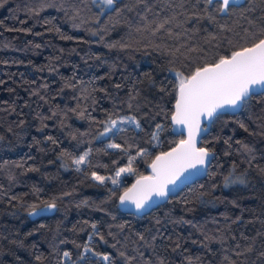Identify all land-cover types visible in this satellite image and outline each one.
Returning a JSON list of instances; mask_svg holds the SVG:
<instances>
[{"label":"trees","instance_id":"trees-1","mask_svg":"<svg viewBox=\"0 0 264 264\" xmlns=\"http://www.w3.org/2000/svg\"><path fill=\"white\" fill-rule=\"evenodd\" d=\"M113 7L0 0V264H105L85 245L107 264H264V94L214 119L201 141L214 154L204 177L145 215L118 206L154 157L182 139L170 122L176 73L264 38V0L211 20L203 0ZM129 117L136 123L97 139L110 118ZM85 152L77 171L72 161ZM130 157L134 171L118 185L92 179L115 177ZM45 201L57 207L31 218L29 205Z\"/></svg>","mask_w":264,"mask_h":264},{"label":"snow or ice","instance_id":"snow-or-ice-1","mask_svg":"<svg viewBox=\"0 0 264 264\" xmlns=\"http://www.w3.org/2000/svg\"><path fill=\"white\" fill-rule=\"evenodd\" d=\"M93 2L100 8L102 13L106 8L118 11L113 7L116 0H93ZM203 3L205 5L204 11L209 13L208 18L210 20L215 18L212 13L227 15L230 14L233 7L242 6V0H203ZM34 14L39 15V10H36ZM97 20H99V17H97ZM169 23L170 21L166 19L157 24L153 35L164 30ZM24 31L30 32L31 29H25ZM92 34L96 35V33ZM176 75L179 83L176 89L175 111L171 119L175 125L184 126L187 131V138L179 140L177 146L170 152L156 156L150 165L153 175L141 176L131 188L125 189L124 193L120 195L121 204L131 203L138 212L145 208L153 196L166 197L168 186L175 184L189 169L206 166L208 158L213 154L207 148L196 146L197 136L202 131V117L205 120H211L217 111L225 106L235 109L244 105L251 96L256 94L257 88L260 89V94H264V38H260L258 42L252 43L249 47L233 51L230 56H220L219 60L213 64L197 67L190 75H184L182 72H177ZM135 123L136 121L130 117L120 120L110 118L105 123L103 131L97 134V139L113 133L114 130H122L119 127L120 125ZM157 128L159 129L160 125H157ZM153 136L155 137V133ZM108 148L120 149L121 145L110 143ZM146 154L145 149L137 152V156ZM88 156L89 152H85L79 158L73 159L72 163L76 165L77 171L81 170V165L87 163ZM134 159L135 157H130L128 166L119 168L115 172V177H105L93 172L92 179L99 184L111 180L112 184L116 186L120 182L118 178L122 173H132L134 171L132 167ZM233 182L235 181L230 176L225 177L226 186ZM65 195L69 194L65 193ZM56 207L55 201L51 203L45 201L42 202V205L32 204L29 205L30 211L28 214L30 216L39 215L54 210ZM95 227L93 225V228ZM101 239L103 238L101 237ZM85 251L104 261L105 264L110 260L108 255L94 252L87 245H85ZM64 256L68 257L69 253L65 252ZM81 259H83V256ZM189 264H191V260Z\"/></svg>","mask_w":264,"mask_h":264},{"label":"water","instance_id":"water-1","mask_svg":"<svg viewBox=\"0 0 264 264\" xmlns=\"http://www.w3.org/2000/svg\"><path fill=\"white\" fill-rule=\"evenodd\" d=\"M259 93H260V89L257 88L256 89V94H259ZM240 107L233 109V108H229V107L225 106L224 108L219 109L217 111L216 115L211 120H205L202 117L201 118V128H202V131L197 136L196 146L197 147H202L201 146L202 138L208 133V131L210 129V126L212 125V123H213V121H214V119L216 117H218L219 115H223V114H233V113H236L240 109ZM174 111H175V103H174V106H173V112ZM170 122H171V130H172V133L174 135H180V136H182V139H186L187 138V131H186V129H184V126L183 125H179V126L178 125H175L172 122L171 117H170ZM177 144L175 146H173L171 149H169V150H167V151H165L163 153L170 152L174 147L177 146ZM160 154H158V155H160ZM212 154H213V152H212ZM158 155H156V156H158ZM213 156H214V154L211 157L208 158V162H207V164H206L205 167H199L198 166L195 169H189L187 172H185L176 181L175 184L169 185L168 186V194H167L166 197L160 198V197L153 196L143 210H141V211L138 212L135 209V206L133 204H131V203H128V202H125L124 204H121L120 203V200L118 198V206H119V208L121 209L122 212L131 213V214H135V215H145V214L149 213L152 209L158 207L160 204H163L165 201H167V199L170 196L176 195L185 185L190 184V183L194 182L195 180L204 177L206 175L208 165L210 164ZM155 157H154V159H155ZM152 161H151V163H152ZM151 163H150V165H151ZM150 165L148 166L149 174L148 175H145V176H151V175H153V171H152V168L150 167ZM139 179H140V177L136 178L128 188H131L137 182V180H139ZM128 188H126V189H128ZM124 191L120 195H122L124 193ZM52 212H53V210H50V211L43 212V213H41L39 215H31L30 217L34 219V218H36L38 216H41V215H44V214H49V213H52Z\"/></svg>","mask_w":264,"mask_h":264},{"label":"rangeland","instance_id":"rangeland-1","mask_svg":"<svg viewBox=\"0 0 264 264\" xmlns=\"http://www.w3.org/2000/svg\"><path fill=\"white\" fill-rule=\"evenodd\" d=\"M105 10H107V8Z\"/></svg>","mask_w":264,"mask_h":264}]
</instances>
